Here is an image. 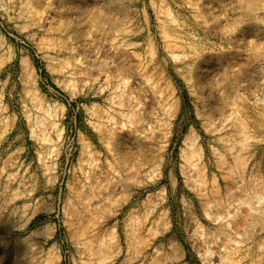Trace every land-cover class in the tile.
<instances>
[{
    "label": "rangeland",
    "instance_id": "rangeland-1",
    "mask_svg": "<svg viewBox=\"0 0 264 264\" xmlns=\"http://www.w3.org/2000/svg\"><path fill=\"white\" fill-rule=\"evenodd\" d=\"M256 4L0 0V264H264Z\"/></svg>",
    "mask_w": 264,
    "mask_h": 264
},
{
    "label": "bare ground",
    "instance_id": "bare-ground-1",
    "mask_svg": "<svg viewBox=\"0 0 264 264\" xmlns=\"http://www.w3.org/2000/svg\"><path fill=\"white\" fill-rule=\"evenodd\" d=\"M218 1H220V4H221L223 10L226 11V13H228V17L229 16L230 17L242 16V15H246V14L249 15V14H251L254 11L253 8L255 6L257 7V4L256 3L258 2V0H218ZM200 7L203 8L204 12L209 13V14H211V12L213 11L212 8L206 7V2L203 5H200ZM216 21L219 22V23H224V22L227 21V18L226 19H222V18L221 19H216ZM239 41L240 42L242 41L243 45H246L247 47H249L252 44H255V46H264V36L256 35L252 29H248L242 35L240 34V40ZM206 63H208V62H206ZM205 68H207V67H205ZM205 68L203 70L202 69L201 70H198V72L196 74L197 75V78H201L203 76V74L205 73V71H207ZM158 101H159L158 98H151V103L153 104V105H151V108H152V110L154 112L153 114H155V115H157L159 117V116H163V111L164 110H163L162 106L158 104L159 103ZM128 107H130V105ZM130 117H132V116H130ZM159 121H161V120H158V123H159ZM140 125H141L140 126L141 129H143V126L144 125L142 123H140ZM144 128H146V127L144 126ZM110 136H111V134H110ZM129 136H127L128 140L130 139ZM246 137H243V139L244 138L246 139ZM131 139H134L133 136L131 137ZM89 149H90V147H89ZM82 153H83V151H82ZM188 163H189L188 164L189 167L186 169L185 174H187L188 176L189 175L190 176H193V173L194 172L197 173L196 165L198 163H196V161L188 162ZM240 184H241V181L240 180H236L234 186L237 188L238 185H240ZM92 196H93V194H92ZM89 200H91V199L89 198ZM102 200H106V199L103 198ZM235 203H238L239 204L240 203V200H238V198L237 199H234L233 200V204H235Z\"/></svg>",
    "mask_w": 264,
    "mask_h": 264
}]
</instances>
